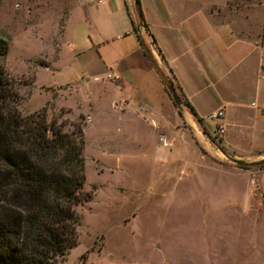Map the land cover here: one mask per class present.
<instances>
[{
  "label": "rangeland",
  "instance_id": "374dc122",
  "mask_svg": "<svg viewBox=\"0 0 264 264\" xmlns=\"http://www.w3.org/2000/svg\"><path fill=\"white\" fill-rule=\"evenodd\" d=\"M263 1L229 0L210 12L257 37L260 28L242 26L237 11ZM84 2L87 12L76 0H0L8 46L0 64L16 83L19 110L45 108L48 121L84 131L90 198L77 208L78 244L58 264H264V165L239 167L219 149L208 152L184 122L157 128L122 112L104 62L114 32L97 0Z\"/></svg>",
  "mask_w": 264,
  "mask_h": 264
},
{
  "label": "crops",
  "instance_id": "0c3cea01",
  "mask_svg": "<svg viewBox=\"0 0 264 264\" xmlns=\"http://www.w3.org/2000/svg\"><path fill=\"white\" fill-rule=\"evenodd\" d=\"M76 1L77 9L88 11V3ZM228 1L139 0L146 24L139 27L137 0H97L114 32L112 51L104 62L120 76L107 84L119 90L120 96L111 95V101L122 112L131 110L157 128L184 122L208 152L222 147L235 158L260 160L264 158V1L247 7L245 14L237 11L242 26L260 28L257 37L238 33L234 21L214 19L210 9H223ZM71 11L70 4L64 31ZM152 60L180 88L210 135L213 129L217 144L202 133L186 105L175 107ZM216 111L223 115L209 119Z\"/></svg>",
  "mask_w": 264,
  "mask_h": 264
},
{
  "label": "trees",
  "instance_id": "16d2710c",
  "mask_svg": "<svg viewBox=\"0 0 264 264\" xmlns=\"http://www.w3.org/2000/svg\"><path fill=\"white\" fill-rule=\"evenodd\" d=\"M137 8L144 22L139 0ZM7 51L0 38V57ZM175 88L203 133L217 144ZM20 99L15 81L0 64V264H58L78 244L77 208L90 198L82 192L84 131L78 123L65 129V121H48L45 108L25 116Z\"/></svg>",
  "mask_w": 264,
  "mask_h": 264
},
{
  "label": "water",
  "instance_id": "95a60500",
  "mask_svg": "<svg viewBox=\"0 0 264 264\" xmlns=\"http://www.w3.org/2000/svg\"><path fill=\"white\" fill-rule=\"evenodd\" d=\"M143 26V22L140 19L139 21V27ZM147 55L151 57L150 50L146 48ZM153 65L155 66L157 72L159 73L167 91L169 92L170 96L172 97L175 105L179 107L180 109L185 106L183 103L182 98L180 97L179 93L177 92V89L175 88L174 83L167 77L163 69L158 65V63L155 60H152ZM218 149L228 158V160L235 165L239 167H258L261 165H264V158L260 160H254V161H246L244 159L235 158L231 155H229L222 147H218Z\"/></svg>",
  "mask_w": 264,
  "mask_h": 264
},
{
  "label": "built area",
  "instance_id": "2783aa9c",
  "mask_svg": "<svg viewBox=\"0 0 264 264\" xmlns=\"http://www.w3.org/2000/svg\"><path fill=\"white\" fill-rule=\"evenodd\" d=\"M101 2H103V0H98V3H101ZM106 78L108 80L117 81V80L120 79V76L117 73H115V72H110L109 71L106 74ZM222 115H223V112L222 111H216V112L211 113L208 116V118L211 119V120H216V119L220 118ZM218 131H219V133H222L223 132V129L222 128H218ZM161 140H163V139H161Z\"/></svg>",
  "mask_w": 264,
  "mask_h": 264
}]
</instances>
